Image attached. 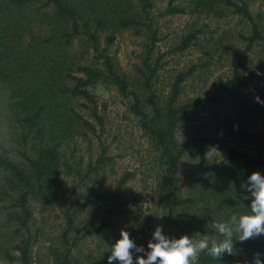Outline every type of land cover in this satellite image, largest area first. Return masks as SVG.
<instances>
[{
    "label": "trees",
    "instance_id": "trees-1",
    "mask_svg": "<svg viewBox=\"0 0 264 264\" xmlns=\"http://www.w3.org/2000/svg\"><path fill=\"white\" fill-rule=\"evenodd\" d=\"M187 1L189 10L170 0L164 11L154 14L152 0H138V7L128 0H0V199L8 202L4 223L12 229L0 233V264H131L116 239L104 238L96 249L85 240L142 217L139 209L128 206L142 200V191L130 199L123 196L136 170H124L106 184L105 167L114 164L106 146L86 164L66 158L62 151L73 132L96 133V125L103 130L104 117L93 93L97 84L113 86L126 99L128 113L156 152L160 219L165 226H175L178 235L174 242L157 241L151 264H264L262 134L233 128L251 149L221 145L218 157L223 164L209 172L200 170L198 179L188 176L187 193L177 184L182 159L194 152L201 163L208 161L220 136L217 126H203L182 141L178 126L189 111L225 101L226 91L242 76L238 62L232 61L231 78L219 79L210 94L182 98L186 81L200 64L176 72L167 93H154L170 61L166 55L188 48L203 32L188 23L176 45L162 52L157 46L160 17L216 12L222 3L226 12L249 23L248 34H240L247 49L264 45V28L250 9L253 0ZM126 29L145 37L134 75L122 71L109 51L116 32ZM76 40L92 48L94 62L72 57ZM249 91L264 98V88ZM77 99L86 101L79 105H92L90 114L97 124L76 110ZM219 125L229 131L228 121ZM12 143L23 147L24 160L15 157ZM60 195L62 222L57 235L45 236L46 216L49 220ZM85 195L93 199L90 205L81 198ZM41 246L46 249L43 255Z\"/></svg>",
    "mask_w": 264,
    "mask_h": 264
},
{
    "label": "rangeland",
    "instance_id": "rangeland-1",
    "mask_svg": "<svg viewBox=\"0 0 264 264\" xmlns=\"http://www.w3.org/2000/svg\"><path fill=\"white\" fill-rule=\"evenodd\" d=\"M133 6L138 7V0H128ZM170 0H152L154 14L164 11ZM173 3H182L189 10L187 0H173ZM217 11L196 12L191 14H172L159 18L158 35L161 40L157 43L160 51H167L176 45L179 37L188 29L203 28L191 45L172 54H167L169 63L161 70L157 82L155 94L167 93L170 81L176 72L189 68L192 64H200L194 74L188 78L184 85L182 98L194 97L195 95L210 94L217 85L219 79L226 81L233 74L232 61L238 62V69L241 71V78L226 91L225 101L220 104L206 105L202 111H189L186 118L179 124L177 137L179 140L187 141L203 126L210 129L218 127L220 136L208 161L201 163L194 152L188 153L181 163L177 184L181 190L187 193V177L198 179L200 170L212 169L213 166L222 163L218 157L219 146L237 144L248 150L251 149L240 135L234 132L233 128H239L250 132L260 133L264 136V98L252 94L250 87L264 88V45L255 44L247 49L246 41L240 34H248L249 23L236 14L226 12L222 3L216 5ZM214 9V10H215ZM255 19L264 28V0H253L250 5ZM101 35V42L103 37ZM144 36L136 35L132 29L120 30L115 34V40L109 46V51L115 53L119 67L122 71L134 75V66L140 60ZM218 40V41H217ZM213 42H219L216 48H212ZM72 57H76L82 63L94 62L92 48L76 40L72 47ZM93 93L96 95L98 112L104 117V128L100 130L96 125V133L87 131L83 136L81 133L73 132L67 142L62 145V151L66 158L74 157L75 161L80 159L86 164L90 158L93 161L99 156L101 147L106 146V155L112 156L114 164L106 166L108 171L106 184L114 183L113 177L118 176L124 170H136L137 176L129 181L123 189V196L126 199L138 191H142L143 198L139 202L130 203V208H137L142 213L140 219H129L111 233L104 236L89 234L85 240L86 246L96 249L104 241V238H114L126 251L131 264H151V252L157 251V241L174 242L178 230L175 226H165L160 219L161 207L157 204L158 194L155 191V156L154 147L143 135L137 126V121L132 114L128 113L126 99L121 97L113 86L97 84ZM86 101L77 99L74 105L83 117L93 123L95 119L90 114L91 104L88 107L79 105ZM228 121L229 131L226 126H220ZM97 124V123H96ZM100 136V137H99ZM37 141V140H35ZM13 144V143H12ZM16 151L15 157L24 160L21 156L23 147L13 144ZM18 149L20 151H18ZM30 152V151H28ZM69 161H73L68 159ZM234 167V166H233ZM113 170V171H111ZM80 195V191H79ZM62 196H58L55 210L46 216L45 229L48 232L45 236L52 237L54 232L57 235L58 225L62 222L59 207L62 205ZM90 205L92 198L81 196ZM61 199V200H60ZM0 199V233H10L12 229L4 223V215L7 211L6 205ZM86 207H88L86 205ZM36 215L41 218L39 213ZM89 215V213H88ZM165 246V245H164ZM163 246V248H164ZM39 254L46 252L44 246L38 248ZM141 260V261H140Z\"/></svg>",
    "mask_w": 264,
    "mask_h": 264
}]
</instances>
